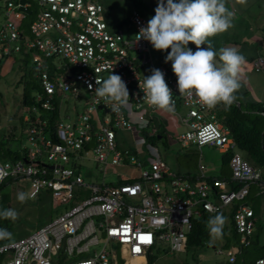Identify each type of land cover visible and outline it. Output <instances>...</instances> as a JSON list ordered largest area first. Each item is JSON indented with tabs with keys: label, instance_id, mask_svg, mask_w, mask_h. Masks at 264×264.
I'll return each instance as SVG.
<instances>
[{
	"label": "built area",
	"instance_id": "built-area-1",
	"mask_svg": "<svg viewBox=\"0 0 264 264\" xmlns=\"http://www.w3.org/2000/svg\"><path fill=\"white\" fill-rule=\"evenodd\" d=\"M25 1L0 0V65L13 54L29 53L39 89L22 116V156L0 159V171L7 173L0 190L6 180L27 181L30 196L47 194L53 209L66 208L27 236L1 244L0 264H118L119 259L122 264H141L131 261L147 258L159 246L184 252L196 223L206 224L218 213L238 235L236 247L218 250L227 263H234L242 247L251 244L256 228L247 198L264 195L262 171L236 150L214 109L195 96L179 94L167 64L159 69L172 90L174 111L147 104L140 88L143 68L152 63L151 44L137 41L136 34L150 18L132 9L119 21L108 22L99 0ZM251 65L261 71L264 57L257 56ZM111 72L129 91L130 104L119 111L95 93L101 86L96 80ZM68 96L83 106L64 119L60 109ZM179 107L185 111L180 113ZM158 113L178 128L168 134V120L167 125L154 122ZM170 137L181 148L209 145L222 155L231 152L229 177L208 176L201 162L193 176L190 171L173 172L157 145ZM7 164L11 167H4ZM117 166L133 167L136 174L108 179L107 174H113L109 168ZM232 183L241 185L233 189ZM231 237L229 232L224 240ZM243 264H264V257Z\"/></svg>",
	"mask_w": 264,
	"mask_h": 264
},
{
	"label": "clouds",
	"instance_id": "clouds-1",
	"mask_svg": "<svg viewBox=\"0 0 264 264\" xmlns=\"http://www.w3.org/2000/svg\"><path fill=\"white\" fill-rule=\"evenodd\" d=\"M226 3L227 0H158L155 15L136 34L137 41L146 40L154 50L164 52L170 49L164 62H171L179 94L197 97L208 109L218 104L228 108L238 101L236 93L241 87L238 74L246 63L239 50L230 47L220 49L218 64L216 52L208 40L234 27L235 12ZM239 3L246 5L247 0H239ZM189 43L196 46L195 51L188 47ZM150 72L151 75L143 77L140 88L144 99L151 107L173 112L175 101L165 74L157 68L150 69ZM97 83L101 86L95 88L96 96L112 103L113 111L129 106V91L119 75L111 72L106 79L96 80ZM4 167L10 168L11 165ZM6 174L0 171V181ZM16 198L23 204L28 196L19 192ZM18 215L14 208L0 209V219L15 221ZM226 223L227 217L223 213L208 219L207 227L213 238L223 237ZM11 239L12 233L0 228V240Z\"/></svg>",
	"mask_w": 264,
	"mask_h": 264
},
{
	"label": "rangeland",
	"instance_id": "rangeland-1",
	"mask_svg": "<svg viewBox=\"0 0 264 264\" xmlns=\"http://www.w3.org/2000/svg\"><path fill=\"white\" fill-rule=\"evenodd\" d=\"M99 1L103 3L104 0ZM114 1L115 2L109 1L108 3H105L111 4V11L122 10L126 12L128 10L123 9V6H118V0ZM123 1L125 4V0H120L119 3ZM226 6L229 9H233L235 12L233 23L236 26L231 29L232 40L247 43V45L244 44L240 49H238L239 52L245 57V54L249 53L250 51H257L261 53L262 57H264L263 41L260 39L255 40L251 36L250 30L247 29L248 31H244L245 28H248L250 25L251 27H256L258 24L264 25V4H261V2L256 4L254 0H247L246 5H241L239 0H229V2L226 3ZM123 16L125 15H111L109 18L107 17V20L108 22L115 23ZM238 16L239 22L237 20ZM1 19L2 17L0 16V20ZM217 42L218 41H215V43ZM220 44L221 42H219L218 45ZM225 44H227V42H225ZM253 46L255 48L251 49L250 47ZM244 47H248L249 49ZM150 56L152 58V63L147 64L142 71V74L145 77L151 75L150 69H159L161 65L165 64H167V67L173 74L171 62L169 61V65L168 62H164V52L154 50L153 47L150 46ZM11 57L12 58L9 59L4 58L0 65V136L3 137V133H6L7 130L10 129V126H16L14 130L16 140L10 142V147L14 150L18 148L20 143L26 145L25 137L21 138L22 133L20 123L22 116L26 113V107H24L21 103L23 81H19L22 78L21 75L25 73V70L28 71L30 69L32 62L30 57V60L21 66L18 63L20 61L18 60L19 56L11 55ZM216 60L219 61V57L216 58ZM252 73L253 75H251V73H249L246 68H241V71L238 74V79L241 85L239 93L241 95H247L245 101L240 99V95H236L239 97L238 101L241 102V107L243 109L248 108V110L251 108L250 105H248V102H257V100H259L257 98V93L255 90H253L251 81L257 79V76L260 78L263 77L262 74L255 73L253 70ZM27 78L29 79L28 75ZM262 88L264 87L262 86ZM85 97V95L82 97V101L85 100ZM260 101L264 103V100ZM82 106L83 104L68 96V98L64 99L63 105L61 106L60 115L64 119H67L66 116L68 115L72 117L77 111L79 112L82 109ZM177 110L180 113L185 111V109L182 107L177 108ZM183 128L184 127H182V129ZM19 138L21 139L19 140ZM121 141L123 143L122 145H126V143L128 144V140L124 134L121 135ZM157 145L160 149L163 159L173 172H178L181 174L188 171L196 172L199 162L206 166L205 172L208 176L219 177L222 171H228L227 165L223 164L222 153L219 152V149L216 147L204 145L201 147V149L196 146L181 148L178 144L169 146L164 143L163 140L158 141ZM240 154L243 157V154ZM93 167L90 166L91 174L93 176H97V173ZM82 170L84 172L86 167H83ZM108 171H112L114 174L113 175L109 172V174H107L108 179H115V176L119 175V173L126 174L128 172L136 174V170L130 166L110 167ZM19 192H25L28 196V199L23 204H21L16 198L17 193ZM0 195V209L14 208L19 214L15 221L0 219V228H5L12 233V239L10 241L25 237L37 229L39 222L38 219L42 217L39 214L40 211L38 207L36 204H34L35 198L29 194L27 181H15L13 183H8V180H6V184L0 190ZM65 208V206H62L56 209L53 217L63 212ZM46 221L47 220L44 219V222ZM201 226L203 227L205 233V245L202 248L196 246H187L184 252H170L169 250L162 249V247L159 246L157 248L159 250H156L151 254V256L154 257L153 264H228L227 256L224 253H218V250H225L227 248L237 246L235 239L227 240V238L226 241L224 240L226 235L229 234L230 230H228L222 238L217 239L213 238L210 234L207 227V222L206 224L203 223ZM256 227L261 228L260 242L264 243V203L260 205V217L256 222ZM5 243L6 242L3 244ZM213 245H215V248L212 247ZM164 246L167 248V244ZM60 250L62 252V248Z\"/></svg>",
	"mask_w": 264,
	"mask_h": 264
},
{
	"label": "trees",
	"instance_id": "trees-1",
	"mask_svg": "<svg viewBox=\"0 0 264 264\" xmlns=\"http://www.w3.org/2000/svg\"><path fill=\"white\" fill-rule=\"evenodd\" d=\"M109 1L115 2L114 0H104L103 5L105 6L106 10V16L111 17V15H125L127 16L132 9H138L144 16L151 18L155 15L154 9L157 6L158 0H125L119 3L120 0L117 1L118 6H123V9H128L126 12L122 10L118 11H111V4H105ZM229 2V0L227 1ZM254 2L264 4V0H254ZM263 2V3H262ZM124 4V5H123ZM127 5V6H126ZM122 9V8H121ZM123 16V17H125ZM121 17V16H120ZM236 25H234L235 27ZM232 27V28H234ZM228 31L215 35L213 37H209L208 40L210 41L212 49L216 52V57L220 54V49L227 48V45H233L234 47L238 44H241L240 42L232 40L231 36V29ZM253 30L252 32L257 31H264V25L258 24L256 27H251ZM221 40V41H220ZM215 41H218L215 43ZM223 41V42H222ZM219 42H221L220 45ZM227 42V44H225ZM189 48H191L193 51L196 50V46L194 44L189 43ZM202 47H207V45H202ZM170 51L166 50L164 51V59L167 55V52ZM22 55V61L24 63L28 62L30 60L29 53H19ZM36 69L32 65L28 71L25 70V73L21 75V80L19 82L23 81V92L21 97V103L23 106H30L34 104L33 99V93L39 89V83L38 79L35 76ZM27 75L29 76V79L27 78ZM248 105H250V111H258L256 112H245L242 111L241 108H239L235 103L231 105L228 108H225L223 104H218L215 108H213L217 113V119L226 126L229 130L231 135L233 136L237 149L243 154V158L246 159L254 168L261 169L262 171V179L264 180V131L261 133V131L264 129V115L259 114V112H264V106L261 102H248ZM248 109V108H246ZM52 119V116H51ZM22 122V120H21ZM12 133V132H11ZM13 133L11 134L12 137ZM174 139L171 138L170 142L172 144L174 143ZM158 141V140H156ZM167 145H171L168 142H166ZM231 152L223 154V164L227 165L231 157ZM21 152L18 150H13L10 147V142L3 137H0V159H17L20 158ZM193 172L190 171L189 175L193 176ZM229 177L230 170L228 168V171H222L220 176ZM11 181V180H10ZM241 184H234L232 183V188L236 189ZM254 187L251 188V191L253 192ZM254 194V193H253ZM247 201L249 202L251 208L254 211V215L257 217V221L260 217V205L264 203V195H250L247 198ZM36 206L39 209V214L42 218L38 219V227L43 225L44 219L48 218L50 219L53 217V214H55V210L52 208L50 197L45 195H40L35 198ZM205 222V219L202 220ZM256 221V222H257ZM201 223H196L194 226L192 232L190 233L188 237V243L187 246H196L199 248H202L205 244L204 240V230L201 226ZM230 230L232 232V237L235 239V241L238 238V235L236 234L234 228L232 227L231 222L226 223L224 227V235L226 232ZM26 233V232H25ZM28 233V232H27ZM261 237V228L256 227L255 231L252 235V241L251 245L248 247H242V252L237 255L236 261L232 264H243L246 262H251L254 259L258 257H264V243L260 242ZM227 240H230L228 238ZM4 242H11L10 240H0V245ZM2 259V256H0V260ZM154 257L148 256L146 264H153ZM123 260L119 259L118 264H122ZM229 264V263H228Z\"/></svg>",
	"mask_w": 264,
	"mask_h": 264
},
{
	"label": "crops",
	"instance_id": "crops-1",
	"mask_svg": "<svg viewBox=\"0 0 264 264\" xmlns=\"http://www.w3.org/2000/svg\"><path fill=\"white\" fill-rule=\"evenodd\" d=\"M230 10H233V9H230ZM239 14H240V11H239ZM240 16V15H239ZM239 16H238V18H237V20H238V22H239ZM241 17V16H240ZM250 30L251 31V36L256 40V39H260V40H262L263 41V43H264V31H257V32H252V28H251V25L247 28H245V30L244 31H246V30ZM247 30V31H248ZM243 31V30H242ZM231 38H232V36H231ZM241 44H238V45H236L235 47L232 45H227V48H230V47H234V48H236V49H240L241 47H242V45H244V44H246L247 45V43L245 42H240ZM244 48H246V49H249L248 47H244ZM243 48V49H244ZM251 49H253V48H255L254 46L253 47H250ZM255 50V49H254ZM21 53H25L24 51H22ZM13 55H17V56H19V58H18V60H20L18 63L22 66V64H25L23 61H22V55H20L19 53H16V54H13ZM257 56H261V53H259V52H257V51H250L249 53H247V54H245V60H246V63L242 66V68H246L247 69V71H249V73H251V75H253V73H252V70H253V72H255V73H259V74H262L263 75V77L262 78H260L259 76H257V79H255V80H252L251 81V84H252V87H253V90H255V92L257 93V95H258V99L259 100H257V102H261L260 100H264V88H262V86L264 87V68L261 70V71H254V69H253V67H252V65H251V61L253 60V59H255ZM219 57V56H218ZM218 57H216V58H218ZM9 58H12L11 56H9L8 57V59ZM217 63L219 64V61L217 60ZM242 77V76H241ZM255 85V86H254ZM237 95H240L241 97H240V99L242 100V101H245V99H246V95H241L240 93H239V91L236 93ZM261 103H263V102H261ZM239 108H241L242 110H244L245 112H256V113H258V111H250V110H248V109H243L241 106V102L240 101H237L236 103H235ZM263 106H264V103H263ZM24 107H26V106H24ZM259 114H261V115H264V112H259ZM168 116V115H167ZM21 120H22V118H21ZM169 121V124H170V126H168L169 127V129H168V133L169 134H171V132H174L178 127H176V125L174 124V122H173V120H171V118H162L161 119V113H158L157 115H156V117L154 118V122H155V124H159L160 122L161 123H163L164 125H167V123L168 122H166V121ZM0 124H1V122H0ZM20 126H21V133H22V135H21V138H23L24 137V131H23V129H24V125H23V121L20 123ZM15 128H16V126H10V129L9 130H7V132L6 133H3V138H5L6 139V141L8 140L9 142H11V141H15L16 139H15V132H14V130H15ZM2 129V128H1ZM264 131V129L261 131V133ZM13 133V135H12V137H11V134ZM1 137V136H0ZM21 138H19V140L21 139ZM170 140H171V137L170 138H168L166 141L169 143V144H171V145H173V144H176V143H173L172 144V142H170ZM20 145H22V143H20L19 144V146H18V148L17 149H14V150H18V151H21V146ZM170 146V145H169ZM236 150L237 151H239L237 148H236ZM240 152V151H239ZM241 153V152H240ZM45 220H48V218H46ZM251 245V244H250ZM249 245V246H250ZM213 246H215V245H213ZM212 246V247H213ZM248 246V247H249ZM151 256V255H150ZM152 257V256H151ZM141 259V260H140ZM147 259H148V257L147 258H136V260H132L131 261V263H141V264H146V262H147Z\"/></svg>",
	"mask_w": 264,
	"mask_h": 264
},
{
	"label": "water",
	"instance_id": "water-1",
	"mask_svg": "<svg viewBox=\"0 0 264 264\" xmlns=\"http://www.w3.org/2000/svg\"><path fill=\"white\" fill-rule=\"evenodd\" d=\"M26 1L25 0H19L20 4H24ZM21 10L25 11L26 13H30L29 9H25L24 7H20ZM158 138H160V136H158ZM52 168V166H50ZM213 248H215V246H213Z\"/></svg>",
	"mask_w": 264,
	"mask_h": 264
},
{
	"label": "bare ground",
	"instance_id": "bare-ground-1",
	"mask_svg": "<svg viewBox=\"0 0 264 264\" xmlns=\"http://www.w3.org/2000/svg\"><path fill=\"white\" fill-rule=\"evenodd\" d=\"M134 260H136V259H134ZM141 260V259H140Z\"/></svg>",
	"mask_w": 264,
	"mask_h": 264
}]
</instances>
